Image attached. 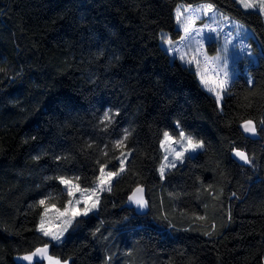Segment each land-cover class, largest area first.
<instances>
[{
	"label": "trees",
	"instance_id": "16d2710c",
	"mask_svg": "<svg viewBox=\"0 0 264 264\" xmlns=\"http://www.w3.org/2000/svg\"><path fill=\"white\" fill-rule=\"evenodd\" d=\"M203 1L0 0V264H23L21 254L45 243L70 264H262L264 16L236 0H210L257 37L258 60L240 65L221 111L193 67L160 40L163 30L182 35L179 3ZM109 110L119 115L105 129ZM249 119L255 135L242 129ZM177 123L204 148L161 179L160 141L166 130L177 134ZM124 129L132 155L98 209L78 217L62 242L44 237L37 202L66 205L59 176L93 186L97 161L120 154L111 145ZM140 184L144 212L125 205Z\"/></svg>",
	"mask_w": 264,
	"mask_h": 264
},
{
	"label": "snow or ice",
	"instance_id": "6c2138e0",
	"mask_svg": "<svg viewBox=\"0 0 264 264\" xmlns=\"http://www.w3.org/2000/svg\"><path fill=\"white\" fill-rule=\"evenodd\" d=\"M240 7L244 10H253L258 14L264 15V0H236ZM187 13V15H185ZM207 18V23H202L197 25V21ZM175 19L177 24L182 30V35L179 36L177 40H173L168 34L162 33L160 40L165 48L166 53L172 55L173 59H179L182 63L186 65H195L197 68V75L199 76L200 82L212 92L217 100L218 106L222 111V105L220 102L223 100V96L230 94V88L232 85V76L229 72V59H230V45L244 53L247 48V55H251V46H244L242 44H233L237 36L241 32L246 31L243 25L236 22L234 24L233 31L225 32L224 28L229 24L233 23L231 18L227 15L219 12L215 4L208 2L203 3L193 7L192 5L184 6L183 10L180 7L176 9ZM223 36V43L217 50L216 55L209 57L205 51V42H216L219 43L221 37ZM204 66V72L199 71L201 66ZM209 67H211L215 72V77H208L205 75ZM251 83V80H249ZM251 106V105H249ZM119 115V112H112L111 110L106 111L100 123L104 125L105 129L114 123V117ZM264 124V120L260 121ZM242 128L244 132L256 134L257 128L253 120L243 121ZM131 133L128 129H124L121 137L112 142V149L119 150L120 154L118 156L111 157L108 161L101 163L99 160L97 164L99 165L98 172L99 175L95 181V186L91 189H81L79 184L73 183V179L79 180V177L66 178L65 176H59L58 179L61 184L65 185L67 194L69 197H75L76 193H80L79 199H69L67 201V206L64 208L63 212L57 209L60 217L64 219L61 221V226L57 231H53L51 227L47 226V221L45 219L49 208L46 205V200L49 197L40 199L37 204L38 206H44L43 213L41 214L40 222L37 226V230L44 236L49 237L51 241H56L58 243L62 242V237L65 232L68 231L69 227L72 226L73 221L77 220L78 217H87L90 213L97 210L99 206V196L97 192L111 191V181L113 178L119 177L122 173L126 171V162L128 157L132 155V149L127 147L126 141L128 140ZM170 142H175L180 144V150H172L173 159L169 160L168 154L163 157V162L159 167L160 178L163 179L165 176V170L176 167L177 161H183L185 153L196 152L199 149L204 148V141L197 140L191 135H187L183 130L179 132V140H176L168 131L163 133V139L160 141V146L163 148L165 144ZM89 148L92 144L88 145ZM108 146L105 145V150L102 151L103 156H108L107 151ZM167 151V150H166ZM235 155L247 164H251L252 160L249 158L248 154L238 148H233ZM35 160H40V156L33 157ZM57 161L61 160L62 157H55ZM66 159V158H65ZM111 159L117 161V164L113 167L115 170H107L108 163ZM48 179H53L48 177ZM108 186V187H106ZM142 187H137L133 196L129 199L132 200L138 207H147L146 201L142 198H136L135 193L142 192ZM87 193V194H85ZM95 197V199H93ZM83 202V207H78V205ZM52 207H55L54 205ZM167 218V217H165ZM203 219V217H199ZM215 228V225H213ZM206 235H211V232L205 233ZM49 244L45 243L43 247H37L35 251L28 253L22 257L25 261H32L34 257L42 256L48 249ZM111 257L106 258L105 264L110 260ZM50 264H69L68 260L61 261L59 258L48 257ZM262 264H264V258H262Z\"/></svg>",
	"mask_w": 264,
	"mask_h": 264
},
{
	"label": "rangeland",
	"instance_id": "374dc122",
	"mask_svg": "<svg viewBox=\"0 0 264 264\" xmlns=\"http://www.w3.org/2000/svg\"><path fill=\"white\" fill-rule=\"evenodd\" d=\"M205 2H208V1H203V2H199V3H196V4H186V3H179L176 7V9L178 7L181 8V10H183L184 6H187V5H192L193 7H196L198 5H202L203 3ZM217 10L225 15H227L228 17L231 18V21L233 23H229L225 28H224V31L225 32H229V31H233V28H234V24L236 22H238L239 24L243 25L244 28L246 29V31L244 32H241V34L239 36H237L236 40L233 41V44H242L244 46H247V45H250L251 46V55H247V48L245 49V52L242 53L239 48H236V47H233L230 45V59H229V72L232 76V79L234 78V76L239 72V69H240V65L241 64H244V65H248L250 63H253V62H256L258 60V57H257V53L255 52V49H254V44L252 43V39H255L257 41V37L254 33V31L249 27L247 26L246 24H244L243 22H241L240 20L236 19L235 17L231 16L229 13L223 11L222 9L216 7ZM175 13H176V10H175ZM185 15H187V13H185ZM264 16V15H263ZM208 20L207 18H204L202 20H199L197 21V25L199 24H202V23H207ZM177 27L180 28V26L177 24ZM181 29V28H180ZM162 33H166L168 34L170 37V33L168 31H165L163 30L161 32ZM183 34V33H182ZM172 38V37H171ZM173 39V38H172ZM173 40H177V39H173ZM208 43L209 42H205V51H206V54L209 56V57H213L216 55V52L214 54H211L208 50ZM216 43V42H215ZM223 43V36L221 37L220 39V42L219 43H216V50H218L221 46V44ZM162 44V43H161ZM258 47H260V44L257 43ZM163 46V45H162ZM164 47V46H163ZM172 56V55H171ZM173 58V57H172ZM191 67H193V69L196 71L197 73V68L195 67V65H191ZM199 71L201 72H204V66L202 64L201 66V69H199ZM206 76L208 77H215L216 76V72L211 68L209 67L207 73H205ZM199 78V76H198ZM200 80V79H199ZM203 85V84H202ZM204 86V85H203ZM204 88L208 90L207 87L204 86ZM210 92V91H209ZM212 93V92H210ZM213 94V93H212ZM214 95V94H213ZM224 98V96H223ZM223 101V100H222ZM222 101L220 102V105L222 104ZM177 126L179 128V131L177 132V134H173L171 131L169 130H166L168 131L172 137H174L176 140H179V132L180 130H183L187 135H190L188 132H186L181 126L179 123H177ZM165 132V131H164ZM192 136V135H191ZM195 138V137H194ZM162 139H163V136H162ZM161 139V140H162ZM197 139V138H195ZM197 140H200V139H197ZM162 148V147H161ZM175 149V150H180V144L179 143H175V142H170L168 144H165L164 147L162 148V151H163V157L165 154H168L169 156V160H172L173 159V154H172V150ZM167 150V151H166ZM200 150L202 149H199L197 150L196 152H192V153H185V156H184V159L182 162H184L186 160V158L189 156V155H195L196 153H198ZM163 162V158H162V161L161 163ZM160 163V165H161ZM181 163V161H177L176 165ZM159 165V167H160ZM108 169H106L107 171ZM168 169L165 170V176L164 178L166 177V171ZM115 178L112 179L111 181V184L109 185L111 187L112 185V182L114 181ZM73 183L75 184H78L76 183L75 181H73ZM80 186V185H79ZM95 186V184L91 187H82L80 186L81 189H91ZM108 187V186H106ZM104 192V191H103ZM103 192H100L98 191L97 192V195L99 196V204H100V199H101V195ZM87 194V193H85ZM81 196V194L78 192L76 193V196L75 197H70L69 199H79ZM93 199H95V197H93ZM49 208V211L45 217L46 221H47V226L51 227L53 231H57L58 228L61 226V221L64 219L63 217H60L59 216V213L57 212V209H59L60 212H63L64 211V208L67 206V203L65 206H59L58 204L56 203H48L46 204ZM55 206V207H52V206ZM78 207H83V202H81L80 205H78ZM99 207V206H98ZM98 209V208H97ZM96 211V210H95ZM41 219V218H40ZM74 222V221H73ZM70 228V227H69ZM66 233H64L63 237H62V241L64 240L65 236H66Z\"/></svg>",
	"mask_w": 264,
	"mask_h": 264
},
{
	"label": "water",
	"instance_id": "95a60500",
	"mask_svg": "<svg viewBox=\"0 0 264 264\" xmlns=\"http://www.w3.org/2000/svg\"><path fill=\"white\" fill-rule=\"evenodd\" d=\"M243 129V128H242ZM244 131V130H243ZM257 133V132H256ZM234 156L238 159V160H240L236 155H235V153H234ZM241 161V160H240ZM241 162H243V163H245L244 161H241ZM142 187V189H143V191L142 192H139V193H135V195H136V198H142L144 201H146V203H147V207H145V208H140V207H138L134 202H132V200H130L129 198L130 197H132L133 196V193L135 192V189L137 188V187ZM138 186H136L133 190H132V192L129 194V196H128V198H127V201H126V203H125V205L127 206V207H130V208H136L138 211H141V212H144V211H146L147 209H148V195H147V189H146V187L144 186V185H138ZM49 244V247H48V249H47V251L42 255V256H37V257H34L33 258V260L32 261H25V260H23L22 259V257L24 256V255H26V254H28V253H31V252H33V251H35V249L34 250H32V251H30V252H27V253H24V254H21L20 256H19V260L23 263V264H36V262L37 261H39L41 258H44L45 259V264H50V261L48 260V257L49 256H51V257H55V258H57L55 255H53L52 254V252H51V245H50V243H48ZM44 246V244L43 245H41V246H38V247H43ZM60 259V258H59ZM61 261H63L62 259H60ZM69 264H70V262H69Z\"/></svg>",
	"mask_w": 264,
	"mask_h": 264
}]
</instances>
